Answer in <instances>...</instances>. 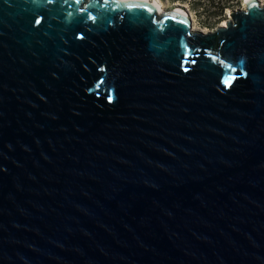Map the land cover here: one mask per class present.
Listing matches in <instances>:
<instances>
[{"label": "water", "instance_id": "95a60500", "mask_svg": "<svg viewBox=\"0 0 264 264\" xmlns=\"http://www.w3.org/2000/svg\"><path fill=\"white\" fill-rule=\"evenodd\" d=\"M209 33L150 0H0V264H264V0Z\"/></svg>", "mask_w": 264, "mask_h": 264}, {"label": "trees", "instance_id": "16d2710c", "mask_svg": "<svg viewBox=\"0 0 264 264\" xmlns=\"http://www.w3.org/2000/svg\"><path fill=\"white\" fill-rule=\"evenodd\" d=\"M163 1V0H162ZM169 4L178 2L187 4L194 10L198 16L206 22L221 19L226 10H232L235 6L241 4L242 0H167ZM172 5V4H171Z\"/></svg>", "mask_w": 264, "mask_h": 264}, {"label": "rangeland", "instance_id": "374dc122", "mask_svg": "<svg viewBox=\"0 0 264 264\" xmlns=\"http://www.w3.org/2000/svg\"><path fill=\"white\" fill-rule=\"evenodd\" d=\"M150 1L158 2V4L161 6V10L162 9H165V10L172 9L175 6H181L188 12L190 18L192 19V28L195 31L203 32V33H209L211 30L215 29L216 27L224 23L225 15H228L229 11L242 9L241 5L235 6L232 10H226L224 15L221 17V19L215 20V21L211 19V23H208L202 17L198 16V14L194 10H192L190 6L187 4H181L178 2H174V3H171L172 4L171 5L168 3L167 0H163V1L162 0H150ZM259 2L260 4H262V0H259Z\"/></svg>", "mask_w": 264, "mask_h": 264}, {"label": "bare ground", "instance_id": "6f19581e", "mask_svg": "<svg viewBox=\"0 0 264 264\" xmlns=\"http://www.w3.org/2000/svg\"><path fill=\"white\" fill-rule=\"evenodd\" d=\"M155 2V5L157 6L158 10L162 11L161 10V6L158 4V2L154 1ZM163 12V11H162Z\"/></svg>", "mask_w": 264, "mask_h": 264}]
</instances>
